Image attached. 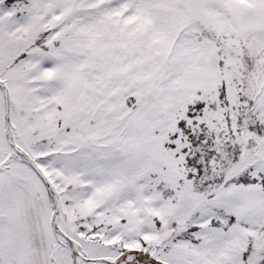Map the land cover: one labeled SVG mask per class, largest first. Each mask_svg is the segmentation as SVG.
Here are the masks:
<instances>
[{"label":"snow or ice","instance_id":"snow-or-ice-1","mask_svg":"<svg viewBox=\"0 0 264 264\" xmlns=\"http://www.w3.org/2000/svg\"><path fill=\"white\" fill-rule=\"evenodd\" d=\"M0 264H264V0H0Z\"/></svg>","mask_w":264,"mask_h":264}]
</instances>
